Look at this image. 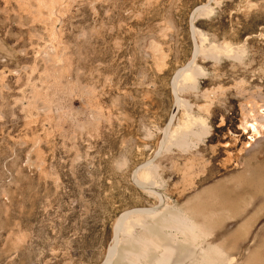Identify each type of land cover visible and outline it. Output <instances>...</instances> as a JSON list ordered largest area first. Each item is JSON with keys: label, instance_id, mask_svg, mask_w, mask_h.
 <instances>
[{"label": "rangeland", "instance_id": "374dc122", "mask_svg": "<svg viewBox=\"0 0 264 264\" xmlns=\"http://www.w3.org/2000/svg\"><path fill=\"white\" fill-rule=\"evenodd\" d=\"M197 46L219 59L198 56L207 75L179 98L208 135L167 152V129L189 114L174 80ZM253 157L264 160V0H0V264H107L119 219L161 208L152 191L188 208ZM239 216L197 241L215 264L262 248L264 216L234 243Z\"/></svg>", "mask_w": 264, "mask_h": 264}, {"label": "bare ground", "instance_id": "6f19581e", "mask_svg": "<svg viewBox=\"0 0 264 264\" xmlns=\"http://www.w3.org/2000/svg\"><path fill=\"white\" fill-rule=\"evenodd\" d=\"M198 56L204 59L218 60L220 52L214 48L205 50L197 46L192 61L185 69L177 73L173 84L177 103L185 108L189 114L186 118L187 124L179 125L175 131L170 128L167 129L162 146L167 152L173 148L185 153L190 149L194 150L198 143L202 142L208 135L207 120L200 115L192 114V105L179 98V95L184 91L189 93L194 90L197 92L200 77L207 75L195 63ZM240 56V54L233 55L235 58ZM184 75H186L185 81H182L181 78ZM149 166L151 168L148 171L156 172V165L149 163ZM236 181V184L240 185L244 178L239 177ZM142 183L152 187V183H147V181H142ZM223 190L224 185L216 183L215 186L203 191L201 200L197 199V202L188 208L166 205V197L152 191L158 196L162 205L158 207L161 208L155 207L156 209L151 211L148 209L132 210L119 219L117 234L121 232L122 237H116L107 264H215L216 259L212 252L217 251V249L209 246L208 251L202 253V246L196 244L200 239H206L209 236L205 235L208 233L207 228L216 225L218 220L222 219L221 217L229 216L231 219L238 217L241 211L240 206L238 207L237 203L231 202L228 196L225 197ZM262 196L264 199V191ZM251 197L253 195L247 194L243 196V199L246 201ZM260 215H264V202L255 210V216L259 217ZM255 221L254 217L250 215L232 232L233 234L231 233L230 237L234 243L239 242L247 234ZM127 225L133 227L134 232L127 233ZM260 242H262L261 247L264 248V235ZM262 248H256L255 253L248 257L245 264H263L262 257H257V253ZM195 257L196 259H193ZM217 261H219L218 258Z\"/></svg>", "mask_w": 264, "mask_h": 264}, {"label": "crops", "instance_id": "0c3cea01", "mask_svg": "<svg viewBox=\"0 0 264 264\" xmlns=\"http://www.w3.org/2000/svg\"><path fill=\"white\" fill-rule=\"evenodd\" d=\"M253 159L245 162L244 169L234 176L231 181L219 182V184L224 185L223 192L225 197L228 196L231 202L237 203L238 207L240 206L241 211L239 217L242 218L245 216L241 223L251 215L254 217V220H256L253 222L254 225L259 218L264 216H255V210L264 202L262 196V192L264 191V160H260L258 157H253ZM239 177H243L244 181L240 185H237L238 183L236 184V179ZM236 190L238 191L237 194L234 193ZM247 194L253 195V197L245 201L243 196H246Z\"/></svg>", "mask_w": 264, "mask_h": 264}]
</instances>
